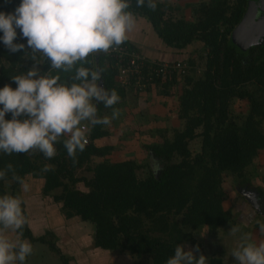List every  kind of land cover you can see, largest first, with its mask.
I'll list each match as a JSON object with an SVG mask.
<instances>
[{"label": "trees", "instance_id": "16d2710c", "mask_svg": "<svg viewBox=\"0 0 264 264\" xmlns=\"http://www.w3.org/2000/svg\"><path fill=\"white\" fill-rule=\"evenodd\" d=\"M155 3L152 10L146 5L137 7L135 0H130L127 11L145 18L167 47L179 52L195 47L188 61H177L187 65L182 79L174 76L162 83L156 78L145 91L154 89L169 97L174 87L183 83L178 95V119L183 128L173 129L171 135L166 129L155 130L159 140L144 145V162L114 159L113 147H99L97 141L110 136L103 124L87 128L88 143L76 154L75 162L62 142L55 145L56 155L51 159L34 150L0 153V170L6 173L0 180V196L8 195L7 182L12 181L8 196L18 197L21 186L14 176L24 183L31 177L41 179L42 195L60 204L67 220L92 225L94 249L118 254L123 260L166 264L175 246L194 242L196 233L206 229L217 238L222 229L246 222L242 214L247 208L264 223V181L253 183L264 175V44L240 51L231 41L248 0H203L174 6L158 0ZM18 4L19 0H0V11L11 13ZM186 11H190V18ZM124 43L137 50L127 40ZM98 57L103 88L115 90L120 98L111 108L97 102V116L103 118L107 111H120L128 91L142 92L134 84L122 87L118 83L119 68L109 54ZM202 62L204 70L198 75L195 68ZM33 63L27 48L24 53L11 54L0 45V87L9 84L14 89L10 77L23 74ZM37 68L42 74L41 64ZM235 101L246 103L245 112H233ZM10 118V114L5 117ZM197 140L200 149L194 151L191 147ZM144 171L145 176L140 177ZM229 178H236L238 187L233 191L245 200L243 206L227 204L232 194L224 186ZM246 194L256 197L260 211L245 199ZM23 204L26 222L20 239L46 245L59 264H70L72 258L62 253L55 233L33 236ZM254 231L255 236H264L258 224ZM206 264L227 263L219 253L207 258Z\"/></svg>", "mask_w": 264, "mask_h": 264}, {"label": "clouds", "instance_id": "9594fccd", "mask_svg": "<svg viewBox=\"0 0 264 264\" xmlns=\"http://www.w3.org/2000/svg\"><path fill=\"white\" fill-rule=\"evenodd\" d=\"M135 2L137 7L156 8L155 0ZM129 6L130 0H19L13 12L0 11V45L11 54L27 48L34 61L29 70L10 77L14 89L9 84L0 87V153L34 150L51 159L55 145L62 142L75 162L87 144L86 129L118 118L115 109L111 118H98L97 102L111 108L120 98L115 90L98 86L103 69L84 65L92 63L90 56L109 54L126 41L136 26ZM45 61L54 74L38 71L37 65ZM61 73H71L70 82L62 81ZM7 114L10 119H5ZM5 175L0 170V180ZM13 178L24 192L29 191L27 183ZM21 204L18 197L0 196V264H25L32 254L29 242L4 234L22 235L26 221ZM238 230L233 227L230 232ZM258 230L264 233V223H258ZM193 251L199 252V247L185 251L183 245H176L166 264H206L207 258H196ZM231 255L237 264H264V242L242 241Z\"/></svg>", "mask_w": 264, "mask_h": 264}, {"label": "rangeland", "instance_id": "374dc122", "mask_svg": "<svg viewBox=\"0 0 264 264\" xmlns=\"http://www.w3.org/2000/svg\"><path fill=\"white\" fill-rule=\"evenodd\" d=\"M203 1V0H200ZM196 3V2H192ZM190 11H188V14ZM238 50L242 51L243 49L240 46H237L233 44ZM195 47H190L186 50H184L182 53L185 56L184 61H188V57L191 56L193 53ZM182 61V60H180ZM204 70V62L199 63V67L195 68L196 73L199 75L201 72ZM180 86L174 87V89L171 91V94L169 97L161 96L160 98L155 95L154 93L152 96H144L145 92H142L143 94L142 98L140 101L137 103L134 100V95L132 97V100L130 101L129 105L131 104L133 107L129 106L128 108H122L119 112V116L115 120H111L108 125L111 126L112 129H116V132L113 130H109V132L112 131L113 136L115 137L114 144H112L110 141L108 142V138L105 137L103 138V143L101 144L102 146H111L115 150V153L117 155L113 154V158H117L120 160L123 159H136L140 162H144L147 159L146 152L144 150V145L147 144H152L157 142L158 139V133H156L155 130L161 129V130H168L169 135L172 134L173 129L178 128L182 129L183 128V123L178 119V107H179V98L178 95L181 92V87ZM157 94L159 91L156 92ZM155 93V94H156ZM146 95V94H145ZM137 105V106H136ZM247 109V105L245 102L241 101H235L233 105V112L236 113H242L245 112ZM113 111H110L109 113H105V117L111 118V114ZM115 123L113 124V122ZM153 133H156V136H153ZM152 134V135H151ZM110 137V136H108ZM110 143V144H109ZM192 150L198 151L200 149V144L199 140L195 141L192 145ZM114 153V152H113ZM117 156V157H116ZM102 159V158H101ZM97 162L99 161L98 159L96 160ZM262 164L264 165V157L262 160ZM251 173L253 170H250ZM82 176V174H80ZM86 176H90L87 174ZM140 177L145 176V171L139 173ZM32 178V177H31ZM264 181V177L262 178ZM31 181V180H30ZM28 182L27 184L29 185V191L24 192L22 188L20 187L19 190H17V193L20 195L18 198L22 201V198L27 202L28 199L33 196L35 199L34 201L36 205H44L45 208H48V211L50 212L49 215H54L58 217L59 220L55 219V223L51 222L52 224H66V222H71L75 225H79L80 228L76 229L74 228V232L72 231V235L70 237H75L73 240L75 241V244L69 243V241H61L57 243L58 247L61 249L63 254L69 255V253H72L75 255L77 259H79L81 256L88 255L91 256L95 260L96 264H126V262H131L132 264H149L147 259H122L121 256L118 254H107L106 256H103L99 250H96L93 248L92 243H91V232L90 229L87 227L89 226L90 228L92 225L82 223L78 221L77 219H72L68 221H64V218L59 217L58 215H62L61 212V205L57 204L54 202V200L51 198H47L42 195L41 188L39 187L38 181L33 179L32 182ZM254 181V180H253ZM31 183V184H30ZM225 186L226 190L232 194L229 201H227V204L233 205L235 202L237 205L245 203V200L239 197H236L235 193L233 190L237 189L236 185V178L232 179L229 178L225 181ZM13 182H7V194L10 195L11 193V186ZM264 186V183H263ZM79 189H83L82 185H78ZM237 192V191H235ZM247 193V192H246ZM18 195V194H17ZM21 197V198H20ZM238 200H237V199ZM256 199V197H255ZM38 201V202H37ZM257 202V200H256ZM46 203V204H43ZM24 205V204H23ZM59 207L55 208L54 206ZM236 205V206H237ZM251 208H247L244 213H251L252 217L254 218L253 221L251 219L246 220V225L242 223L244 227H248V223H251V228L249 230H243V232H236L235 234H232L230 232V229L233 227L239 228L238 224L233 225V227L222 229L220 233L218 234L217 238H213L207 230H203L200 233H196L194 235V242L191 243H186L185 244V251L189 250H194L195 247H199V252L193 251V254L195 256H200L204 255L206 258H209L211 256H215L216 254H222V256L225 259V262L227 264H237V262L234 260L232 257L231 253L232 251L238 247V245L242 241L249 242L251 239L255 244H258L261 242L262 238L259 236H255L256 234H251L250 231L254 229V225L261 223L262 218H259L258 215H255ZM45 212V211H43ZM254 214V215H253ZM58 227H61L60 225H57ZM84 227V228H83ZM65 231L67 232L68 227H64ZM244 229L243 227L241 230ZM44 233H46V228L43 229ZM69 233V232H68ZM70 234V233H69ZM20 238V236H19ZM71 238V239H72ZM218 239V240H217ZM90 240V241H89ZM45 251H46V261L48 264H59V259L46 248V245L42 246ZM73 247H77V249H80L81 253L76 252L74 253ZM87 257V256H86ZM75 258V259H76ZM118 258V260H117ZM73 259V258H72ZM120 259V260H119ZM74 262V259H73ZM72 260L70 261V264H73ZM79 262V261H78ZM78 262L76 264H78Z\"/></svg>", "mask_w": 264, "mask_h": 264}, {"label": "crops", "instance_id": "0c3cea01", "mask_svg": "<svg viewBox=\"0 0 264 264\" xmlns=\"http://www.w3.org/2000/svg\"><path fill=\"white\" fill-rule=\"evenodd\" d=\"M158 1H164L167 4L174 6L177 3L179 4V3L198 2L200 0H158ZM134 17L136 19V26L131 32L127 33V39L126 40L130 44H132L145 59L150 60V61L167 62V63H173V62H177V61L185 59V56H183L184 54L182 52H179V51H176L175 49L167 47L166 45L163 44V42L160 39H158V37L154 33L151 25L149 24V22L145 18L140 17V16H134ZM186 17L187 18L191 17V15L188 14V11H186ZM98 55L99 54L94 55V56H90L88 59L92 63L91 64H85L84 66L85 67L95 66L96 69H98V63H99ZM41 68L43 71L42 74H45L48 71L52 72L54 74V70L49 69V65H48L47 61H45L43 64H41ZM71 75H72L71 73H61L62 81L70 82L69 77ZM99 82H100V80L97 82L98 86H99ZM156 92H157V90L153 89L149 92H145L146 95L144 94V96H152L154 93V97H155V95H157L160 98V95L157 94ZM133 95H134V100L137 103L140 101V99L143 96V94H141V93L139 95H137L136 93H134L132 91H128L127 98H126L125 102L122 104L121 109L126 108V107L128 108L129 106L133 107L131 104L129 105L130 101L132 100ZM109 112L110 111H107L106 113H109ZM114 123H115V121L113 122V124ZM106 129L108 132H109V130H113L116 132V129L115 130L112 129L110 125H107ZM109 134H110V137H107L108 142L110 141L112 144H114L115 137L113 136L112 131L109 132ZM102 141H103V139H100L99 141H97V145L99 147H104L101 145L103 143ZM113 154L117 155V153H113ZM262 171H264V165H263ZM263 177H264V175H262L259 179H256V181L254 180L253 183L260 184L259 181L263 180L262 179ZM33 179L38 181L39 187L42 189L43 181L41 179H36L33 177L27 178L25 183H28L30 180H31L30 182H32ZM17 194H18L17 196L20 195L19 193H17ZM33 198L34 197L31 196L27 202L22 198V202L24 203L25 215L28 217V226H29L33 236L35 238H39V237L44 236L48 231H52L53 233H55V235L58 239L57 240L58 243L61 241H69V243L75 244V241L73 240L75 237L72 238V237H70V235H72V231L74 232V230H73L74 228L79 229L80 226L79 225L73 226L74 224L69 222L66 218L64 219V221H68V222H66V224H63V223L52 224L55 221V219L59 220L58 217H56L54 215H49L50 212L48 211L47 207L45 208L44 205L34 206V204H36V202L34 201L35 199H33ZM47 198L51 199V197H47ZM43 204H46V203H43ZM54 207L59 208V207H57V205ZM43 211H45V212H43ZM242 215H243L242 220L243 219L244 220L251 219L253 221V219H254L252 217L251 213H243ZM58 216L61 218H64L63 214L58 215ZM243 222H245V221H242L241 223L238 224V226H239L238 232H243V230H245V229L249 230L251 228L252 222L248 223V225L250 224L248 227L247 226L244 227L242 225ZM243 224L245 225V223H243ZM57 225H60L61 227H58ZM256 225L257 224H255L254 227ZM86 226H87V224H86ZM64 227H68L67 232L65 231ZM87 227L91 231L92 227L91 228L89 226H87ZM242 227L244 229L241 230ZM44 228H46V231H47L46 233H44V231H43ZM254 229H252L250 231V235L255 233ZM246 230H245V232H246ZM4 234L7 235L8 238L12 239V240H16L17 238H19V237H17L16 233H13L11 231H6ZM261 238H262L261 242H264V236ZM26 241L28 242V240H26ZM249 242H251V239ZM261 242H259V243H261ZM91 243H92V239H91ZM252 243H254V242L252 241ZM31 246H32V254L26 258L25 264H48L46 261V258H45L47 256L46 251L42 247L43 245L37 243V244L31 245ZM76 250H77V252L81 253L80 249H77V247L76 248L73 247L74 253L76 252ZM101 254L103 256L107 255V253H104V252H101ZM69 256H71V258L74 259V262L72 259L73 264H76L78 261H79L78 264H96L95 260L93 258H91V256H88V255L81 256L79 259H77L75 257V255L72 253H69Z\"/></svg>", "mask_w": 264, "mask_h": 264}, {"label": "built area", "instance_id": "2783aa9c", "mask_svg": "<svg viewBox=\"0 0 264 264\" xmlns=\"http://www.w3.org/2000/svg\"><path fill=\"white\" fill-rule=\"evenodd\" d=\"M109 55L116 61V66L119 68L118 83L122 87L134 84L140 92H145L147 84L156 78H160L162 83H165L172 80L174 76L182 79L187 72L186 63L150 61L137 50L130 49L125 43H122L115 51L110 50Z\"/></svg>", "mask_w": 264, "mask_h": 264}, {"label": "water", "instance_id": "95a60500", "mask_svg": "<svg viewBox=\"0 0 264 264\" xmlns=\"http://www.w3.org/2000/svg\"><path fill=\"white\" fill-rule=\"evenodd\" d=\"M231 41L243 50L264 44V0H248L244 17L232 32ZM99 87H103L102 81ZM244 197L255 210L260 211L254 196Z\"/></svg>", "mask_w": 264, "mask_h": 264}, {"label": "flooded vegetation", "instance_id": "af4514ba", "mask_svg": "<svg viewBox=\"0 0 264 264\" xmlns=\"http://www.w3.org/2000/svg\"><path fill=\"white\" fill-rule=\"evenodd\" d=\"M246 195H248V194H246ZM250 197V196H249Z\"/></svg>", "mask_w": 264, "mask_h": 264}]
</instances>
